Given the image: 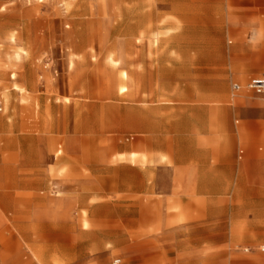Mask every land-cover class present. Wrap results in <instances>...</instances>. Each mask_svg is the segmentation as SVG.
Here are the masks:
<instances>
[{"label": "rangeland", "instance_id": "obj_1", "mask_svg": "<svg viewBox=\"0 0 264 264\" xmlns=\"http://www.w3.org/2000/svg\"><path fill=\"white\" fill-rule=\"evenodd\" d=\"M240 3L0 0V264H264V111L222 101L264 98L231 87L264 57ZM194 186L224 192L163 200Z\"/></svg>", "mask_w": 264, "mask_h": 264}, {"label": "crops", "instance_id": "obj_2", "mask_svg": "<svg viewBox=\"0 0 264 264\" xmlns=\"http://www.w3.org/2000/svg\"><path fill=\"white\" fill-rule=\"evenodd\" d=\"M232 12L233 13H235V12L245 13L247 15L248 20L255 22L253 24L255 26L249 27L248 29L252 28V34H259V31H261V28L258 27V24L256 22L261 20V19H264V2H262L260 0H241L240 5L233 7ZM262 30H264V29H262ZM260 34H264V31H262ZM254 60L257 61V63L255 65H252L253 67L250 65H249V67L251 68L250 73L255 74V75L248 76L247 74L242 72L239 74L240 75L239 82L233 81L231 83V85L233 83H238V84L244 86L250 78L255 77V76H264V57L262 58L259 55V52H257ZM240 81L244 82V83L242 84V83H240ZM243 89H245V88H243ZM222 101L226 102L227 104H230L231 101H234V104L231 103V105H233V106H236L237 104H243V105L245 104V105L250 106V109H253V107H256V109H261L264 111V98L253 97L251 95L244 94V93L240 94L237 98L231 97L230 100L225 99ZM254 143L255 144L250 145L246 149L245 152H244V149L240 148L238 151V158L242 159L240 161V164L242 165V167H244V170H246L245 173H247V171H249L250 166H253L255 163V165L257 166V171H258L257 172V178L262 181V186L259 187L258 190H259V193L264 195V138L263 139L258 138L256 140V142H254ZM254 156L256 157L255 161L253 159H250L251 157H254ZM147 158H148L147 155L143 156V159H142L143 164L147 161ZM162 158L163 157H161L160 159H162ZM177 160H178L177 161V164H178V169H177L178 174L177 175L179 177L181 176L180 173L185 172L184 174H187L186 179H188V180L189 179L190 180H192V179L200 180L201 178L206 179L205 175H203L204 177L199 175V174H201V170H202L201 167H192V168L185 167L186 165L184 166V164L187 163V161H185V158H181L178 156ZM204 170L208 171L205 167H204ZM221 192H224V189L211 188V187L197 188L195 186L193 188L187 187V188H183L180 190L177 188H174V189L168 190V193L165 194L166 198H164L163 200H164V202L165 201L169 202V200L171 199L169 197L174 198L175 196H178V197L188 196L189 198L187 200H184V199H182V200L189 202L190 204L193 205L195 203L201 202L202 196H212V195L214 196V195L221 194ZM173 200L174 199H172L171 201L173 202ZM177 202H179V201H177ZM174 205L178 209H181V206L179 203H175ZM260 227L263 228V231L262 232L258 231V236L260 239H262L264 241V220L262 221V225ZM231 231H232V226H231ZM207 236L208 237H214L216 235L209 233Z\"/></svg>", "mask_w": 264, "mask_h": 264}, {"label": "built area", "instance_id": "obj_3", "mask_svg": "<svg viewBox=\"0 0 264 264\" xmlns=\"http://www.w3.org/2000/svg\"><path fill=\"white\" fill-rule=\"evenodd\" d=\"M232 90L237 91L241 88V85L238 83H233L231 85ZM247 89L252 90L255 94H263L264 93V76H255L248 80L245 84Z\"/></svg>", "mask_w": 264, "mask_h": 264}]
</instances>
